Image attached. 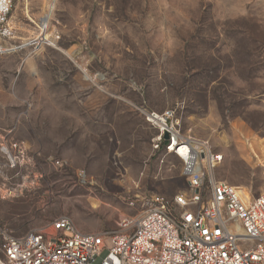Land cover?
I'll return each mask as SVG.
<instances>
[{
  "label": "rangeland",
  "instance_id": "1",
  "mask_svg": "<svg viewBox=\"0 0 264 264\" xmlns=\"http://www.w3.org/2000/svg\"><path fill=\"white\" fill-rule=\"evenodd\" d=\"M11 21L0 225L21 235L66 216L113 231L151 195L186 191L145 110L174 109L222 154L214 180L264 191V0H13Z\"/></svg>",
  "mask_w": 264,
  "mask_h": 264
},
{
  "label": "built area",
  "instance_id": "2",
  "mask_svg": "<svg viewBox=\"0 0 264 264\" xmlns=\"http://www.w3.org/2000/svg\"><path fill=\"white\" fill-rule=\"evenodd\" d=\"M12 7L13 0H0V52L15 37ZM142 114L157 132L153 151L182 161L187 190L171 200L151 195L113 231L82 232L66 216L21 235L0 225V264H264V191L250 196L214 180L222 154L184 135L174 109ZM261 155L264 166V144ZM8 160L15 164L10 154Z\"/></svg>",
  "mask_w": 264,
  "mask_h": 264
},
{
  "label": "bare ground",
  "instance_id": "3",
  "mask_svg": "<svg viewBox=\"0 0 264 264\" xmlns=\"http://www.w3.org/2000/svg\"><path fill=\"white\" fill-rule=\"evenodd\" d=\"M46 22H47V19H46V17H45V18H43L42 23L45 24ZM2 150L5 151V152L7 151L6 148H2Z\"/></svg>",
  "mask_w": 264,
  "mask_h": 264
},
{
  "label": "water",
  "instance_id": "4",
  "mask_svg": "<svg viewBox=\"0 0 264 264\" xmlns=\"http://www.w3.org/2000/svg\"><path fill=\"white\" fill-rule=\"evenodd\" d=\"M164 138H167V135L166 134L164 135Z\"/></svg>",
  "mask_w": 264,
  "mask_h": 264
}]
</instances>
